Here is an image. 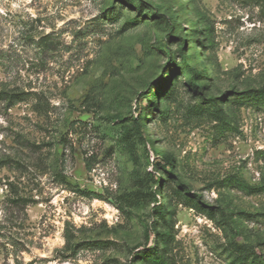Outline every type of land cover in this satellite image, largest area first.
I'll return each instance as SVG.
<instances>
[{
    "label": "rangeland",
    "instance_id": "374dc122",
    "mask_svg": "<svg viewBox=\"0 0 264 264\" xmlns=\"http://www.w3.org/2000/svg\"><path fill=\"white\" fill-rule=\"evenodd\" d=\"M0 91V264H264V0H0Z\"/></svg>",
    "mask_w": 264,
    "mask_h": 264
},
{
    "label": "trees",
    "instance_id": "16d2710c",
    "mask_svg": "<svg viewBox=\"0 0 264 264\" xmlns=\"http://www.w3.org/2000/svg\"><path fill=\"white\" fill-rule=\"evenodd\" d=\"M23 96H25L24 92L15 93L13 91H0V99L8 100L9 103H15L16 101H20L23 98ZM85 164H86V167H90L89 159L86 160ZM159 204H162V203L159 202Z\"/></svg>",
    "mask_w": 264,
    "mask_h": 264
}]
</instances>
